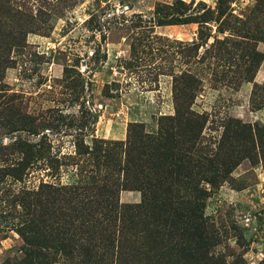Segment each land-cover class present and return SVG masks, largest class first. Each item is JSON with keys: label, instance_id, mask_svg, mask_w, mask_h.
I'll return each mask as SVG.
<instances>
[{"label": "rangeland", "instance_id": "obj_1", "mask_svg": "<svg viewBox=\"0 0 264 264\" xmlns=\"http://www.w3.org/2000/svg\"><path fill=\"white\" fill-rule=\"evenodd\" d=\"M0 58V264L80 263L62 252L87 238L67 188L140 204L133 162L187 91L203 243L164 238L136 264H264V0H0Z\"/></svg>", "mask_w": 264, "mask_h": 264}, {"label": "trees", "instance_id": "obj_2", "mask_svg": "<svg viewBox=\"0 0 264 264\" xmlns=\"http://www.w3.org/2000/svg\"><path fill=\"white\" fill-rule=\"evenodd\" d=\"M5 61L0 58V64ZM193 83L194 78L189 77L187 84ZM193 96L187 91L175 97L176 114L165 116L159 132L146 137L141 150L147 155L133 162L138 165V171L131 175L130 183L134 188L130 189L142 192L140 204L127 205L113 200L114 191L107 184L67 188L74 195L83 194L87 236L81 246L74 242L62 246L66 257L81 247L83 260L74 263L69 256L67 264H136L139 260L136 256L155 258L160 254L159 244L164 238L170 242L177 236L181 240L178 251L191 257L203 243L205 221L200 198L204 190L197 179L202 167L197 144L205 120L191 110ZM177 184L182 186L184 193ZM38 258L37 253L32 257L36 264L42 263ZM13 261L7 259L2 264L33 263L26 258Z\"/></svg>", "mask_w": 264, "mask_h": 264}]
</instances>
